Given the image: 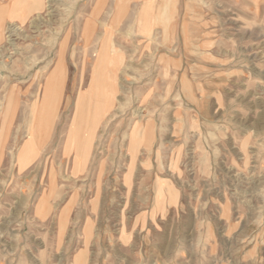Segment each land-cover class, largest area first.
<instances>
[{"label":"rangeland","instance_id":"374dc122","mask_svg":"<svg viewBox=\"0 0 264 264\" xmlns=\"http://www.w3.org/2000/svg\"><path fill=\"white\" fill-rule=\"evenodd\" d=\"M255 2L0 0V264H264Z\"/></svg>","mask_w":264,"mask_h":264},{"label":"bare ground","instance_id":"6f19581e","mask_svg":"<svg viewBox=\"0 0 264 264\" xmlns=\"http://www.w3.org/2000/svg\"><path fill=\"white\" fill-rule=\"evenodd\" d=\"M22 3V0H21ZM24 3V4H23ZM22 4L25 5V12L27 14L32 13L34 10H37L41 5H42V0H24ZM151 3V2H150ZM149 8V7H148ZM24 9V8H23ZM22 12V11H21ZM143 12V16H144V11ZM37 13V12H36ZM148 15L153 19V21L155 23L159 22V21H163L164 18L167 17V3L163 2L162 3V7H156L155 10L153 11H148L147 12ZM26 14V15H27ZM142 17V16H141ZM164 24H166L164 22ZM163 25V24H162ZM62 64V63H60ZM59 65V64H58ZM62 66V65H61ZM57 68H59L57 66ZM56 69V68H55ZM59 70V69H58ZM61 70V69H60ZM59 70V71H60ZM57 69L49 76L47 83H46V87L44 90V99L43 102L39 108V112H38V124H37V132L38 135L41 134L39 131L42 130H38L39 128L44 127L49 119V116L51 114V112L53 111L55 105L53 106V102L56 100L57 96H58V82H57ZM61 95V94H60ZM61 97V96H60ZM61 101V100H60ZM58 107V106H57ZM55 107V108H57ZM53 115V114H52ZM48 124H50L48 122ZM47 124V125H48ZM81 126V125H80ZM48 128V127H47ZM77 128V127H76ZM44 129V128H43ZM80 129V128H79ZM44 132V131H43ZM42 132V133H43ZM46 133V132H45ZM72 133V131H71ZM47 134V133H46ZM83 136V135H82ZM46 137V135H45ZM79 133L75 132L74 135L71 137V139L69 140L70 143L68 145V151L70 152V150H75L74 152L77 154L76 155V161L75 164H78V166H80L81 164H84V160L83 159V154L82 151L79 149V147L77 146V140L79 139ZM92 138V137H90ZM89 138V139H90ZM41 139V138H40ZM44 139V138H43ZM42 139V140H43ZM82 141V140H81ZM89 141V140H88ZM80 144V143H79ZM88 151V150H87ZM85 155V154H84ZM88 158V157H87ZM83 159V160H82ZM79 173V172H78Z\"/></svg>","mask_w":264,"mask_h":264},{"label":"crops","instance_id":"0c3cea01","mask_svg":"<svg viewBox=\"0 0 264 264\" xmlns=\"http://www.w3.org/2000/svg\"><path fill=\"white\" fill-rule=\"evenodd\" d=\"M260 2V3H259ZM256 4H258L259 6L260 5H263L264 4V0H258V2H255Z\"/></svg>","mask_w":264,"mask_h":264}]
</instances>
